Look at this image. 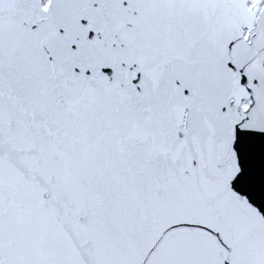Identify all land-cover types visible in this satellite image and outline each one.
<instances>
[{
  "label": "snow or ice",
  "instance_id": "snow-or-ice-1",
  "mask_svg": "<svg viewBox=\"0 0 264 264\" xmlns=\"http://www.w3.org/2000/svg\"><path fill=\"white\" fill-rule=\"evenodd\" d=\"M0 264H264V0H0Z\"/></svg>",
  "mask_w": 264,
  "mask_h": 264
}]
</instances>
